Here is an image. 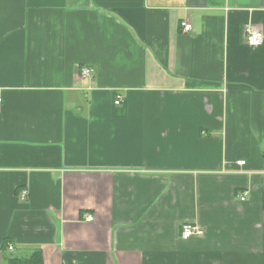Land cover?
I'll list each match as a JSON object with an SVG mask.
<instances>
[{
  "label": "crops",
  "instance_id": "0c3cea01",
  "mask_svg": "<svg viewBox=\"0 0 264 264\" xmlns=\"http://www.w3.org/2000/svg\"><path fill=\"white\" fill-rule=\"evenodd\" d=\"M247 27L264 0H0V264H264Z\"/></svg>",
  "mask_w": 264,
  "mask_h": 264
},
{
  "label": "built area",
  "instance_id": "2783aa9c",
  "mask_svg": "<svg viewBox=\"0 0 264 264\" xmlns=\"http://www.w3.org/2000/svg\"><path fill=\"white\" fill-rule=\"evenodd\" d=\"M181 26L183 27V31H185V32H188V31L192 30V24L190 22H188L187 20L181 21ZM245 30H246V35H245L246 43H248L249 45H252V46H258V45L263 43V40H264L263 31L254 30V29H251L249 27H247ZM92 72H93V69H91V68L83 69V71H82L83 77H87L88 75L92 74ZM2 102H3V99L0 96V110H1V107H2ZM121 102H122V96L121 95H117L116 100H115V104L120 105ZM239 163L240 164H244L245 161L241 160V161H239ZM26 195H27V191L24 190L22 192V194H21V198L24 199L26 197ZM245 199H246V197L244 195L242 197V200H245ZM93 218H94L93 216H88L87 220L88 221H92ZM180 234H181V237L183 239H189V238H191L193 236H202V235H204L205 234V230L203 228H201L196 223L184 222L181 225ZM8 249L12 250L13 246L9 245Z\"/></svg>",
  "mask_w": 264,
  "mask_h": 264
},
{
  "label": "trees",
  "instance_id": "16d2710c",
  "mask_svg": "<svg viewBox=\"0 0 264 264\" xmlns=\"http://www.w3.org/2000/svg\"><path fill=\"white\" fill-rule=\"evenodd\" d=\"M9 264H44V261L42 253L38 250L29 257L10 256Z\"/></svg>",
  "mask_w": 264,
  "mask_h": 264
}]
</instances>
